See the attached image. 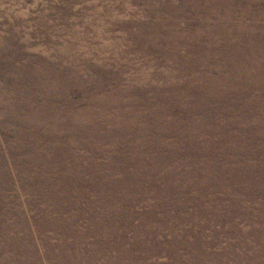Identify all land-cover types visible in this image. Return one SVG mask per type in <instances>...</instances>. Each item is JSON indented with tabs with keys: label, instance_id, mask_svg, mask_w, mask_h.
<instances>
[{
	"label": "rangeland",
	"instance_id": "obj_1",
	"mask_svg": "<svg viewBox=\"0 0 264 264\" xmlns=\"http://www.w3.org/2000/svg\"><path fill=\"white\" fill-rule=\"evenodd\" d=\"M0 264H264V0H0Z\"/></svg>",
	"mask_w": 264,
	"mask_h": 264
}]
</instances>
